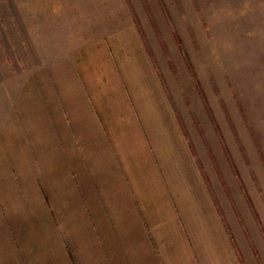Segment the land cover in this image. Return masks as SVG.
I'll list each match as a JSON object with an SVG mask.
<instances>
[{"label":"crops","instance_id":"crops-1","mask_svg":"<svg viewBox=\"0 0 264 264\" xmlns=\"http://www.w3.org/2000/svg\"><path fill=\"white\" fill-rule=\"evenodd\" d=\"M155 28L131 20L97 40L98 62L75 61L61 129L74 207L43 144H9L24 215L2 196L0 221L22 264H259L264 228L254 215L243 238L228 227L162 82Z\"/></svg>","mask_w":264,"mask_h":264},{"label":"rangeland","instance_id":"rangeland-1","mask_svg":"<svg viewBox=\"0 0 264 264\" xmlns=\"http://www.w3.org/2000/svg\"><path fill=\"white\" fill-rule=\"evenodd\" d=\"M152 1L0 0V197L24 215L7 152L30 137L70 192L62 130L79 92L75 61L98 62L97 40L148 14L162 82L228 227L243 238L253 215L264 228V0ZM257 253L264 264V248ZM22 262L0 221V264Z\"/></svg>","mask_w":264,"mask_h":264}]
</instances>
